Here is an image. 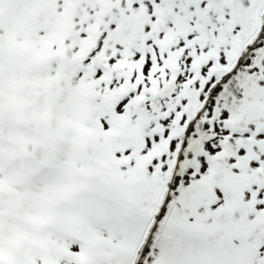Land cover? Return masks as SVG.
I'll return each instance as SVG.
<instances>
[{"label":"snow or ice","instance_id":"6c2138e0","mask_svg":"<svg viewBox=\"0 0 264 264\" xmlns=\"http://www.w3.org/2000/svg\"><path fill=\"white\" fill-rule=\"evenodd\" d=\"M31 2L0 0V33ZM58 2L110 167L37 173L65 218L39 242L5 245L0 198V264H264V0Z\"/></svg>","mask_w":264,"mask_h":264},{"label":"flooded vegetation","instance_id":"af4514ba","mask_svg":"<svg viewBox=\"0 0 264 264\" xmlns=\"http://www.w3.org/2000/svg\"><path fill=\"white\" fill-rule=\"evenodd\" d=\"M76 7L70 4L68 10L62 12L58 0H32L17 11L6 12L3 20V32L0 33V119L8 116L7 121H36L35 128L30 129L28 122L27 129L35 131L39 143L38 154L30 153L38 164L34 166L37 173L52 163L51 155L49 160L45 157L47 148L53 151V155L56 152L62 161H74L79 167L87 158L86 163L100 174L104 166H110L93 124L96 112L93 89L76 80L78 57L72 54L68 43L74 27L68 23L76 15ZM60 46L64 53H57ZM33 88L38 89L36 93L30 91ZM76 121H86L85 128H77ZM58 122L62 126L57 127ZM64 122L70 132L68 136L73 137L65 140L53 138V134L57 136L62 132ZM39 123L46 125L48 134L52 136L53 142L49 138L45 141L51 147L43 145L44 139L37 128ZM20 130L23 133V127ZM77 137L79 142L75 144ZM67 147L72 149V156L64 151ZM20 157L26 160L29 154H20ZM20 157L16 156L21 163ZM4 185L0 182V186ZM0 198L4 200L2 193ZM2 228L7 230L8 227ZM4 238H9L6 232ZM19 243L13 236L5 245Z\"/></svg>","mask_w":264,"mask_h":264},{"label":"rangeland","instance_id":"374dc122","mask_svg":"<svg viewBox=\"0 0 264 264\" xmlns=\"http://www.w3.org/2000/svg\"><path fill=\"white\" fill-rule=\"evenodd\" d=\"M69 25L73 24V19H70ZM74 27L71 28V32L73 33ZM71 33V34H72ZM46 47V46H45ZM59 53H64L62 46H60L58 49H56ZM51 51V50H50ZM51 53H54L51 51ZM31 89L30 91L32 93H36L38 89ZM34 90V91H33ZM55 97L57 95H54ZM68 109L71 108L70 105L67 106ZM4 118L0 119V142L3 141V143H0L2 145L7 144V150L9 154L11 155V158H16L18 156L19 151L21 150V143L17 142L18 139H20L22 136H26L29 138H32V143H35L36 140V133L35 131H28V125L29 122L31 125L30 129L35 128L36 121H3ZM45 123V122H44ZM59 124L57 127L62 126L61 122H58ZM63 130L59 134L57 133V136L53 134V138H57L58 140H65L67 137L70 139L73 137V135H69L70 133L68 130H66V122L63 123ZM54 126V125H53ZM75 126L77 128L84 129L86 126V121H76ZM23 127V133L21 132L20 128ZM55 127V126H54ZM39 131L41 132V138L44 139L42 142L43 145L51 147L50 143L45 142L48 140L53 142L52 136L48 134V130L46 125L39 123L38 127ZM9 138V139H8ZM28 139H25L24 141H27ZM11 141L14 142V144L11 146ZM79 138H76V141L73 143L78 144ZM37 143V142H36ZM39 144V143H37ZM47 144V145H46ZM41 145V146H43ZM30 146V144H29ZM40 146V147H41ZM27 147V145H26ZM35 146L29 147L30 150H33ZM65 152L70 154L71 156L74 154L72 152V149L67 147L64 149ZM52 150L48 149L46 150L45 157L47 160H49V156L51 162L55 160L61 167L63 175L65 179L70 182L72 185L79 187V188H85L90 186L91 182L96 179L99 176L105 175L107 169L110 166H104V170L102 171V174L98 172H94L91 170L88 166L87 158H84L83 165L79 167V165H76L74 161H70L68 159L62 161L58 154L55 152L54 155L52 154ZM27 163L28 168L26 169L28 173L21 171V167L16 161L14 165L18 164L17 167H11L9 158L7 157H1L0 156V170L4 172L3 180L0 182H4L6 185L4 186H10L13 188L7 189V188H0V193L3 194V203L5 212H4V218L2 222V226H7L8 230H3V232H6V236H9V234H12V237H16L17 242L24 241L26 239L32 238L34 241L39 242L40 240V233L42 230L51 225V226H64L65 225V218L62 217L59 212L57 211V208L59 206L60 202H50L45 199H43L35 190L33 186V178L37 174L36 173V163L34 161L28 160ZM40 165V164H39ZM0 186V187H4ZM23 186H27L28 188H23ZM19 189L21 191H17L14 189ZM31 206H37L42 209L44 214L48 217L47 221L45 223H36L32 217L30 207ZM70 223V222H69ZM8 239L4 238V242L6 243Z\"/></svg>","mask_w":264,"mask_h":264}]
</instances>
